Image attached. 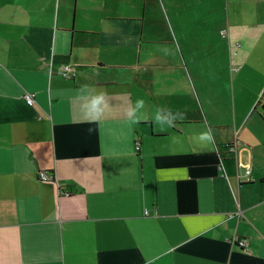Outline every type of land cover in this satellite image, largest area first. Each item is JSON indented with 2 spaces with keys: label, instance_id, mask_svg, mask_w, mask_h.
Returning a JSON list of instances; mask_svg holds the SVG:
<instances>
[{
  "label": "crops",
  "instance_id": "crops-1",
  "mask_svg": "<svg viewBox=\"0 0 264 264\" xmlns=\"http://www.w3.org/2000/svg\"><path fill=\"white\" fill-rule=\"evenodd\" d=\"M263 90L264 0H0V264H264Z\"/></svg>",
  "mask_w": 264,
  "mask_h": 264
},
{
  "label": "built area",
  "instance_id": "built-area-1",
  "mask_svg": "<svg viewBox=\"0 0 264 264\" xmlns=\"http://www.w3.org/2000/svg\"><path fill=\"white\" fill-rule=\"evenodd\" d=\"M64 76L66 77H70L72 74V67L70 65H64L62 67V72H61ZM23 98L25 99V101L27 102V104L29 105H33L35 102V93L34 92H25L23 94ZM135 149L138 150L139 149V145L137 144L135 146ZM249 169L247 168L245 170V173H248ZM38 177L40 179L43 180H47L50 178L49 174H47L45 171L40 170L38 172ZM62 194H69L68 190H61ZM226 241L229 242L230 244H234L236 246H239L240 248H242L243 250H249V243H248V239L246 237H240V236H229L226 237Z\"/></svg>",
  "mask_w": 264,
  "mask_h": 264
},
{
  "label": "rangeland",
  "instance_id": "rangeland-1",
  "mask_svg": "<svg viewBox=\"0 0 264 264\" xmlns=\"http://www.w3.org/2000/svg\"><path fill=\"white\" fill-rule=\"evenodd\" d=\"M220 90H221V88H220ZM226 90H227V93H228V87L226 86ZM264 91V90H263ZM210 96H214V93H211L210 92V94H209ZM260 101H259V103L257 104V106H256V110H258V111H261L262 110V108H263V104H264V92L261 94V96H260V99H259ZM226 105L228 106V104L226 103ZM254 106V105H253ZM253 106H252V108H253ZM237 109H238V106H237ZM236 109V110H237ZM238 111V110H237Z\"/></svg>",
  "mask_w": 264,
  "mask_h": 264
},
{
  "label": "trees",
  "instance_id": "trees-1",
  "mask_svg": "<svg viewBox=\"0 0 264 264\" xmlns=\"http://www.w3.org/2000/svg\"><path fill=\"white\" fill-rule=\"evenodd\" d=\"M260 112H261V114H262V116L264 118V104H263V108H262V110Z\"/></svg>",
  "mask_w": 264,
  "mask_h": 264
}]
</instances>
